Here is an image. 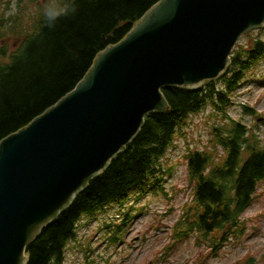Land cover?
Listing matches in <instances>:
<instances>
[{
	"label": "trees",
	"instance_id": "trees-1",
	"mask_svg": "<svg viewBox=\"0 0 264 264\" xmlns=\"http://www.w3.org/2000/svg\"><path fill=\"white\" fill-rule=\"evenodd\" d=\"M27 1L31 5L39 2ZM158 1L56 0L57 6L48 10L61 14L51 26L43 11L31 17L27 28L19 22L20 12L12 17L15 26L7 30L1 26L0 41L15 36L20 43L10 53L0 45V141L72 91L96 55L121 41ZM263 61L264 38H250L246 46L232 52L230 64L218 81L196 90L163 89L169 109L145 117L125 151L26 247V264H62L81 219H92L108 207H114L122 217L120 225H106L109 244L116 243L131 218L128 204L133 197L137 201L155 193L161 161L177 139L185 138L190 118L206 107L224 115L246 74ZM209 143L212 151L188 149L184 156L193 185L192 199L184 210V220L175 224L172 233L177 242L194 236L207 256L216 257L243 234L242 215L252 205L258 184L264 181V146L245 125L232 120L224 128L212 127ZM217 148L222 149V156L215 155ZM238 264L257 263L247 257Z\"/></svg>",
	"mask_w": 264,
	"mask_h": 264
},
{
	"label": "water",
	"instance_id": "water-1",
	"mask_svg": "<svg viewBox=\"0 0 264 264\" xmlns=\"http://www.w3.org/2000/svg\"><path fill=\"white\" fill-rule=\"evenodd\" d=\"M264 26V0H159L99 52L75 88L0 141V264L26 247L124 152L162 90L217 80L238 39Z\"/></svg>",
	"mask_w": 264,
	"mask_h": 264
},
{
	"label": "rangeland",
	"instance_id": "rangeland-1",
	"mask_svg": "<svg viewBox=\"0 0 264 264\" xmlns=\"http://www.w3.org/2000/svg\"><path fill=\"white\" fill-rule=\"evenodd\" d=\"M51 6H57L56 0H39L35 5L27 0H0V27L7 30L15 26L16 19L11 23L12 17L20 12L19 22L27 28L34 14L47 12ZM250 38H264V32L261 29L247 32L238 39L235 49L246 46ZM19 43L20 38L15 36L0 41L9 53ZM230 99L232 104L224 115L206 107L190 118L185 138L177 139L161 161L155 193L137 201L133 197L128 204L131 218L116 243L109 244L110 230L106 225H120L122 217L114 207H108L92 219H81L76 239L68 243L62 264H238L247 257L261 264L264 260V181L258 184L252 205L242 215L243 234L223 247L216 257L207 256L205 247L198 245L194 236L181 242L173 239L172 228L184 220V210L192 199L193 185L184 158L187 150L212 151L211 128H224L229 120L241 122L264 146V61L246 74ZM214 153L219 157L223 151L217 148Z\"/></svg>",
	"mask_w": 264,
	"mask_h": 264
},
{
	"label": "clouds",
	"instance_id": "clouds-1",
	"mask_svg": "<svg viewBox=\"0 0 264 264\" xmlns=\"http://www.w3.org/2000/svg\"><path fill=\"white\" fill-rule=\"evenodd\" d=\"M61 13L60 12H57L55 10H52V9H49L47 12H46V17L49 21V25L51 26L52 23L59 17Z\"/></svg>",
	"mask_w": 264,
	"mask_h": 264
}]
</instances>
